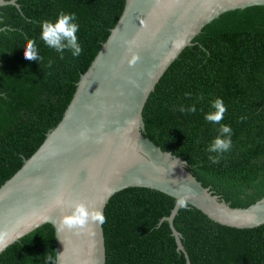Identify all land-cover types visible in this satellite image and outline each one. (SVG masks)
Wrapping results in <instances>:
<instances>
[{"label":"trees","instance_id":"trees-1","mask_svg":"<svg viewBox=\"0 0 264 264\" xmlns=\"http://www.w3.org/2000/svg\"><path fill=\"white\" fill-rule=\"evenodd\" d=\"M0 8V185L43 142L61 119L76 88L115 25L125 0H16ZM75 13L82 54L64 58L40 40L41 20ZM35 39L39 61L23 58ZM169 65L142 111L143 134L186 161V169L219 200L248 207L264 172V5L226 11L204 25ZM51 61V66H49ZM190 92L191 98L185 97ZM227 108L222 124L232 128V147L205 151L219 125L204 119L210 102ZM194 105V114L180 108ZM202 110V111H201ZM244 119L241 120L240 118ZM209 155H217L212 163ZM175 198L145 186L125 187L108 199L102 225L105 264H187L176 249L168 221ZM173 224L190 264H264V223L237 228L187 205ZM55 229L44 223L8 245L0 264H53ZM51 256L52 261L47 257Z\"/></svg>","mask_w":264,"mask_h":264},{"label":"water","instance_id":"water-1","mask_svg":"<svg viewBox=\"0 0 264 264\" xmlns=\"http://www.w3.org/2000/svg\"><path fill=\"white\" fill-rule=\"evenodd\" d=\"M6 4L18 5L0 0V8ZM253 5L264 0H125L59 122L0 185V233L7 246L51 223L55 264H105L102 225L90 222L74 231L60 230L58 224L77 203L103 214L110 196L129 186L158 189L176 199L159 224L168 221L187 264L182 234L173 224L178 198L187 196V205L220 224L249 228L264 223V197L244 208L219 200L186 169L184 159L143 134L142 115L160 77L204 25L226 11ZM133 54L139 59L129 66ZM59 198L64 202L58 206Z\"/></svg>","mask_w":264,"mask_h":264},{"label":"clouds","instance_id":"clouds-1","mask_svg":"<svg viewBox=\"0 0 264 264\" xmlns=\"http://www.w3.org/2000/svg\"><path fill=\"white\" fill-rule=\"evenodd\" d=\"M77 17L75 13H66L60 11L54 20H41L40 22V40L43 44L51 49H54L60 58H64V53L67 51L71 57L78 58L82 54V46L78 41L77 32L79 31V24L76 22ZM23 58L26 60L39 61L41 57L38 55V48L36 46V40H27L23 46ZM129 51L131 49L129 48ZM139 59L138 55L133 54L131 60L128 61L129 66H132ZM51 66V61H49ZM190 92L185 93V97L191 98ZM210 111L204 113V119L208 122L219 125L215 136L209 144L206 146L205 151L208 153H224L230 151L232 147V128L230 125L222 124L224 114L227 108L224 101L221 98H216L210 102ZM182 113L194 114L197 112V108L194 105H190L187 108L183 106L180 108ZM202 111V110H201ZM241 120L244 118L241 117ZM208 159L212 163H218L217 155H209ZM187 196L180 197L176 201L178 210L187 207ZM63 199L59 198L57 205L63 204ZM90 222H96L100 225L106 223L104 215L97 211L91 210L87 205L83 203H77L72 205L71 215L62 218L58 224L60 230L69 229L74 231L84 230ZM7 246L4 235L0 233V250H3ZM49 261H52V257H47ZM55 264V262H53Z\"/></svg>","mask_w":264,"mask_h":264},{"label":"rangeland","instance_id":"rangeland-1","mask_svg":"<svg viewBox=\"0 0 264 264\" xmlns=\"http://www.w3.org/2000/svg\"><path fill=\"white\" fill-rule=\"evenodd\" d=\"M259 181V193L262 194L264 193V172L261 173Z\"/></svg>","mask_w":264,"mask_h":264}]
</instances>
